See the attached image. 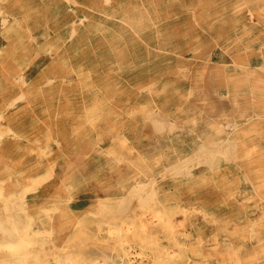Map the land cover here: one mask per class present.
Here are the masks:
<instances>
[{
    "label": "rangeland",
    "instance_id": "obj_1",
    "mask_svg": "<svg viewBox=\"0 0 264 264\" xmlns=\"http://www.w3.org/2000/svg\"><path fill=\"white\" fill-rule=\"evenodd\" d=\"M0 205V264H264V0H0Z\"/></svg>",
    "mask_w": 264,
    "mask_h": 264
},
{
    "label": "bare ground",
    "instance_id": "obj_2",
    "mask_svg": "<svg viewBox=\"0 0 264 264\" xmlns=\"http://www.w3.org/2000/svg\"><path fill=\"white\" fill-rule=\"evenodd\" d=\"M202 5V4H201ZM200 7H202V6H200ZM32 41V40H31ZM34 100V99H33ZM159 112V111H158ZM147 116V115H146ZM237 125V124H236ZM166 131H167V129H166ZM101 143V142H100ZM221 145V144H220ZM245 179V178H244ZM1 206V205H0ZM1 210V209H0ZM2 213H3V209H2ZM3 215V214H2ZM0 219H1V217H0ZM4 219V218H3ZM2 229H4V227L0 224V230L2 231ZM4 233V232H3ZM2 233H0V235H1ZM0 237H2V236H0ZM4 238V237H3ZM3 238H1V239H3ZM9 240V239H8ZM3 241V240H2ZM38 247H36V245H30V247H29V250H31V251H34V250H36ZM51 248V247H50ZM137 257V256H136ZM27 260L29 261V257H27Z\"/></svg>",
    "mask_w": 264,
    "mask_h": 264
}]
</instances>
